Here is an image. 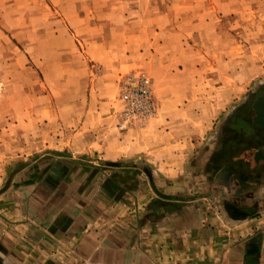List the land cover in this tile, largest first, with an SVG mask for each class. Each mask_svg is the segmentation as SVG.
Masks as SVG:
<instances>
[{
  "label": "crops",
  "instance_id": "obj_1",
  "mask_svg": "<svg viewBox=\"0 0 264 264\" xmlns=\"http://www.w3.org/2000/svg\"><path fill=\"white\" fill-rule=\"evenodd\" d=\"M95 106L81 124L96 135L0 183V264H264L256 121H227L215 139L207 106L204 121L119 133L91 122Z\"/></svg>",
  "mask_w": 264,
  "mask_h": 264
},
{
  "label": "rangeland",
  "instance_id": "obj_2",
  "mask_svg": "<svg viewBox=\"0 0 264 264\" xmlns=\"http://www.w3.org/2000/svg\"><path fill=\"white\" fill-rule=\"evenodd\" d=\"M133 74L148 78L154 111L125 122L120 95ZM261 94L264 0H0L1 184L96 135L81 124L94 105L91 122L119 133L165 117L204 121L212 106L216 139L227 121L250 123Z\"/></svg>",
  "mask_w": 264,
  "mask_h": 264
},
{
  "label": "built area",
  "instance_id": "obj_3",
  "mask_svg": "<svg viewBox=\"0 0 264 264\" xmlns=\"http://www.w3.org/2000/svg\"><path fill=\"white\" fill-rule=\"evenodd\" d=\"M120 97L124 102L122 115L125 122L145 119L154 111L149 80L145 75L128 76L122 84Z\"/></svg>",
  "mask_w": 264,
  "mask_h": 264
},
{
  "label": "water",
  "instance_id": "obj_4",
  "mask_svg": "<svg viewBox=\"0 0 264 264\" xmlns=\"http://www.w3.org/2000/svg\"><path fill=\"white\" fill-rule=\"evenodd\" d=\"M252 108L254 110L253 120L264 129V94L257 95L253 101Z\"/></svg>",
  "mask_w": 264,
  "mask_h": 264
},
{
  "label": "flooded vegetation",
  "instance_id": "obj_5",
  "mask_svg": "<svg viewBox=\"0 0 264 264\" xmlns=\"http://www.w3.org/2000/svg\"><path fill=\"white\" fill-rule=\"evenodd\" d=\"M262 95V94H261ZM259 96V95H258ZM254 115V114H253ZM252 119H253V117H252ZM252 121V120H251ZM259 124V123H258Z\"/></svg>",
  "mask_w": 264,
  "mask_h": 264
}]
</instances>
